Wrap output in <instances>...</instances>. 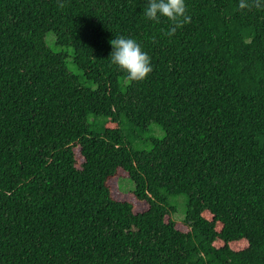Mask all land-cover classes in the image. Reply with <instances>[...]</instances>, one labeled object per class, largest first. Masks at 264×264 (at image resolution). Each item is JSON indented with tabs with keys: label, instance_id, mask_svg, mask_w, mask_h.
I'll return each mask as SVG.
<instances>
[{
	"label": "trees",
	"instance_id": "1",
	"mask_svg": "<svg viewBox=\"0 0 264 264\" xmlns=\"http://www.w3.org/2000/svg\"><path fill=\"white\" fill-rule=\"evenodd\" d=\"M185 2L168 37L148 0H0V264H264V10ZM118 36L145 80L111 63Z\"/></svg>",
	"mask_w": 264,
	"mask_h": 264
},
{
	"label": "clouds",
	"instance_id": "2",
	"mask_svg": "<svg viewBox=\"0 0 264 264\" xmlns=\"http://www.w3.org/2000/svg\"><path fill=\"white\" fill-rule=\"evenodd\" d=\"M57 2L59 8L65 7L63 0ZM238 7L241 11L264 10V0H239ZM144 16L157 23L161 17H166L171 22L170 29L164 33L168 37L174 36L184 24L191 23L185 0H148ZM110 44L113 47L109 58L111 63L124 71L130 81H143L153 71L151 57L135 39L118 36Z\"/></svg>",
	"mask_w": 264,
	"mask_h": 264
},
{
	"label": "rangeland",
	"instance_id": "3",
	"mask_svg": "<svg viewBox=\"0 0 264 264\" xmlns=\"http://www.w3.org/2000/svg\"><path fill=\"white\" fill-rule=\"evenodd\" d=\"M54 38H55L54 33L50 32L47 34L46 40H47L48 45L51 46L54 50L65 51L67 54V62H68L69 69L73 73L81 76V72L78 70L77 66L73 62V52H74L73 49L72 48H64V49L59 48L55 44ZM99 120L105 121L107 119L100 117ZM126 127L128 126L126 125ZM165 136H166L165 131L159 125L152 124L150 126V130L145 133H141L138 138L134 137L135 139H130V137H128V139H130V142L132 143V145L138 149H149L151 148V146H150V143L147 141L150 140L149 139L150 137H157L159 139H162ZM77 159H78L79 164H81L83 159L80 156L79 150H77ZM125 175L126 174L123 172V173H120L117 177L110 180V185L114 191L119 190L122 194H124L125 192H130L133 190L134 182L130 178L126 177ZM122 176H125V177H122ZM115 197L119 199L131 200L134 203L135 208L137 210H143L145 208L144 204L137 202L131 196L120 197V196L115 195ZM187 200H188V196L185 194L172 195L170 198V202L174 204L177 209L176 212L174 213V219L177 220L178 227L183 231L188 230L184 225H182L183 224L182 221L185 217L186 210H187Z\"/></svg>",
	"mask_w": 264,
	"mask_h": 264
}]
</instances>
